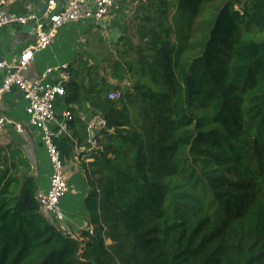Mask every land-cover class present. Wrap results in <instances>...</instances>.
Returning <instances> with one entry per match:
<instances>
[{"label":"trees","instance_id":"16d2710c","mask_svg":"<svg viewBox=\"0 0 264 264\" xmlns=\"http://www.w3.org/2000/svg\"><path fill=\"white\" fill-rule=\"evenodd\" d=\"M80 63L65 90L89 229L46 219L0 147V264H264V0H144L115 57ZM85 102L115 128L90 154Z\"/></svg>","mask_w":264,"mask_h":264},{"label":"crops","instance_id":"0c3cea01","mask_svg":"<svg viewBox=\"0 0 264 264\" xmlns=\"http://www.w3.org/2000/svg\"><path fill=\"white\" fill-rule=\"evenodd\" d=\"M53 1H55L53 13H57L62 11L69 0ZM142 1L144 0H116L115 6L104 22L97 23L90 20L63 27L55 42L48 49L34 56L31 66L25 73L26 77L30 80H38L47 69L62 64H73L79 69L81 61L91 67L105 59L115 57L121 38L114 43L111 35L115 30L121 31L124 35L135 10ZM4 2L7 10L17 15L42 16L49 11V0H4ZM35 42L29 29L19 26L7 27L0 31V54L7 64L12 66L20 59L22 52L32 47ZM2 81L3 72H0V86ZM74 108V117H80L86 128L93 117L98 116L87 102ZM68 109L66 97L59 99L56 104V121L50 127L54 133V144L64 163L65 178L69 186V192L61 202L63 216L60 220L52 222L56 221L61 229L71 232L74 236H80L83 231L89 229L85 200L90 193V187L85 167L91 160L83 155L84 149L79 148L74 132L71 130L63 132L60 129V125L66 122L63 115ZM0 114L24 128L23 133L19 134L13 125L6 126L0 133V147L6 149L10 147L11 150L20 152L31 167L38 192L48 191L52 174L47 173L50 165L47 150L42 143L40 131L30 126L26 115V103L17 90L2 99Z\"/></svg>","mask_w":264,"mask_h":264},{"label":"built area","instance_id":"2783aa9c","mask_svg":"<svg viewBox=\"0 0 264 264\" xmlns=\"http://www.w3.org/2000/svg\"><path fill=\"white\" fill-rule=\"evenodd\" d=\"M115 3L116 0H69L62 11L53 13L55 1L49 0V11L42 16L37 14L22 16L10 13L4 0H0V31L11 26L30 28V34L36 40L32 47L22 52L16 64L11 66L5 61L0 65V72H3L0 104L6 95L17 90L26 103V115L30 126L37 128L41 133L42 143L52 165V175L49 190L38 192L36 198L44 217L51 222L60 220L63 216L61 202L69 192L64 163L54 144V133L50 129L56 121V104L59 99L66 97L65 86L70 81L69 64L47 69L38 80L28 79L25 73L31 66L34 56L48 49L63 27L90 20L104 22ZM108 98L111 101H119L121 94L112 92ZM63 116L66 122L60 125V129L68 132L67 123L72 120V115L66 111ZM8 125H13L19 134L24 131L22 125L0 114V133ZM87 129L90 134L91 150L86 153L89 154L98 147L103 133L112 134L115 131V128L110 127L107 120L101 116L93 117Z\"/></svg>","mask_w":264,"mask_h":264},{"label":"rangeland","instance_id":"374dc122","mask_svg":"<svg viewBox=\"0 0 264 264\" xmlns=\"http://www.w3.org/2000/svg\"><path fill=\"white\" fill-rule=\"evenodd\" d=\"M218 7V4H215V5H211V6H209L208 8L209 9H216ZM182 16H184V15H181V17ZM181 17H178V21L180 22V20H181ZM202 21H204L203 20V15H202V17L200 18ZM181 23H183L182 25H181V29H183V30H185V28H188L189 26H188V23H186V20H184V21H181ZM49 167H48V174L50 175V174H52V165H51V163L49 162ZM50 177H51V175H50ZM50 182V181H49ZM49 187H50V185H49ZM49 189V188H48ZM71 197H70V195H69V199H70ZM67 199V198H66ZM62 205H61V210H62ZM63 213V212H62Z\"/></svg>","mask_w":264,"mask_h":264},{"label":"water","instance_id":"95a60500","mask_svg":"<svg viewBox=\"0 0 264 264\" xmlns=\"http://www.w3.org/2000/svg\"><path fill=\"white\" fill-rule=\"evenodd\" d=\"M46 6V5H45ZM30 30V28H27ZM124 35L119 30H115V32L111 35V38L113 39L114 43H117L120 38H122ZM5 58L0 54V65L5 62Z\"/></svg>","mask_w":264,"mask_h":264},{"label":"bare ground","instance_id":"6f19581e","mask_svg":"<svg viewBox=\"0 0 264 264\" xmlns=\"http://www.w3.org/2000/svg\"><path fill=\"white\" fill-rule=\"evenodd\" d=\"M61 101V100H60ZM85 151V150H84Z\"/></svg>","mask_w":264,"mask_h":264}]
</instances>
